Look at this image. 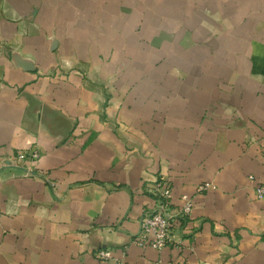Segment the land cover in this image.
<instances>
[{"label": "crops", "instance_id": "crops-1", "mask_svg": "<svg viewBox=\"0 0 264 264\" xmlns=\"http://www.w3.org/2000/svg\"><path fill=\"white\" fill-rule=\"evenodd\" d=\"M249 177L264 0H0V264H264ZM156 180L194 199L161 251L134 243Z\"/></svg>", "mask_w": 264, "mask_h": 264}, {"label": "built area", "instance_id": "built-area-1", "mask_svg": "<svg viewBox=\"0 0 264 264\" xmlns=\"http://www.w3.org/2000/svg\"><path fill=\"white\" fill-rule=\"evenodd\" d=\"M19 161L35 162L39 159L36 151L22 152L17 155ZM249 181L255 183V196L258 200H264V183H256L253 177ZM148 193L152 198V204L142 213L139 220V232L134 238V243L140 248H151L161 251L169 246L181 243L183 236L189 234L187 226L193 209V197L181 195L178 205L173 203L171 185L164 180H156L148 185ZM215 190L211 184H201L195 187L196 194ZM99 259H110L108 250L98 251Z\"/></svg>", "mask_w": 264, "mask_h": 264}]
</instances>
